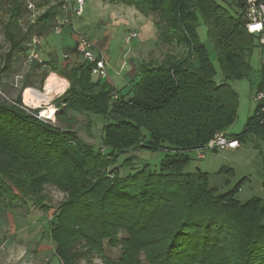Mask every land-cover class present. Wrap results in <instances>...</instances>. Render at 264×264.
Returning a JSON list of instances; mask_svg holds the SVG:
<instances>
[{
  "label": "trees",
  "instance_id": "obj_1",
  "mask_svg": "<svg viewBox=\"0 0 264 264\" xmlns=\"http://www.w3.org/2000/svg\"><path fill=\"white\" fill-rule=\"evenodd\" d=\"M109 1L156 16L157 41L175 51L140 63L138 80L119 95L93 79L91 64L74 48L70 52L77 58H67L61 67L52 65L38 74L42 65L34 64L14 96H8L12 85L1 80L0 200L30 201L48 211L45 186L65 194L48 227L58 264H75L89 253L105 258V241L120 245V257L112 262L116 264H264V199L240 201L238 185L219 190L209 184L206 172L185 169L189 152L235 119L238 98L228 80L248 76L253 49L263 51L241 19L243 0H231L234 12L223 4L226 0ZM21 12L14 2L2 23L8 49L1 71L14 69L26 49L23 34L28 38L32 33L30 26L21 32ZM59 14L57 1L37 20L51 26ZM199 18L213 45L221 82L215 81L216 67L198 38ZM70 52L64 54L69 57ZM53 72L69 83L52 100L55 123L38 118L39 108L22 103L36 79L42 86ZM257 74L259 90L264 88V60ZM75 113L88 123L91 114L105 119L101 148L79 138L72 128ZM251 133L264 141L259 105L240 133L226 136L239 144ZM137 145L164 151L158 169L143 165L120 174L118 153Z\"/></svg>",
  "mask_w": 264,
  "mask_h": 264
},
{
  "label": "rangeland",
  "instance_id": "obj_2",
  "mask_svg": "<svg viewBox=\"0 0 264 264\" xmlns=\"http://www.w3.org/2000/svg\"><path fill=\"white\" fill-rule=\"evenodd\" d=\"M30 1L34 3L35 7L33 10L27 9L25 0H0V81L5 80V82H9L12 85L9 87L10 94L8 95L7 93L8 96H14L21 89L22 77L26 74L29 75L34 64H36L26 62L28 47L26 46L27 33H25L23 34L25 37L23 45L26 49L14 61V69L10 72L1 71L3 56L8 49V42L4 36L2 23L9 17V10L14 2L20 4L22 10L18 16V25L21 32L24 33L30 26L31 32L39 34L44 40L41 45V52L47 63L42 65V69L38 68L36 73L39 74L42 70L51 68L52 65L57 68L63 66L67 61L63 54L71 49L63 46L61 39L64 35L72 32L69 25L66 24L63 27L61 34H55L53 32V24L45 26L37 20L38 16L53 0ZM223 4L233 12L236 9L231 0H226ZM109 8L112 9L114 7L108 4V0H88L83 6L82 16L76 17L74 20L76 27L79 24V18L84 20L81 30L93 42L94 53L99 54L101 52L108 64L111 62L116 67L115 69L118 70L122 59L130 56L128 53L129 47L136 43L137 39L132 38L127 41L129 33L134 31L128 32V28L124 29L121 26L111 29L109 25L110 30H104V26L107 23H112V17H109V12L112 10ZM148 17L151 19L156 18L154 15H149ZM197 33L199 40L204 44L208 52L212 64L216 67L215 79L219 80L221 73L218 69L216 54L211 41L207 37V28L201 18L198 20ZM150 46L144 44L140 48H138L139 46L136 47L132 53L133 59L131 61L126 59V62H122V64H138L160 59L165 52L175 51V49H169L158 41L155 45ZM261 49L262 47L253 49L250 58L251 70L248 76L238 80H228L237 93L238 98L236 117L222 131L228 137L232 134H238L244 129L248 117L253 114L258 106L253 94L259 82L257 70L264 60V48L263 51H260ZM56 75L59 76L57 73ZM31 78L33 79V76H29V79ZM44 83L40 86L37 78L36 84L31 87L34 93L41 98H43ZM121 90L114 88L117 95L120 94ZM55 97L57 95L50 100H43L38 107L31 106V108L46 110L51 105H54L52 100ZM22 103L25 105L23 99ZM75 117L77 121L72 125V128L76 130L79 138L92 144L95 149L101 148V129L105 119L99 115L91 114L88 116L90 118V123H88L82 114L75 113ZM47 121L55 123V116L54 119H47ZM102 151L107 153L110 149L102 148ZM199 152H202L201 158L198 157ZM189 155L191 159L185 169L190 172L196 170L206 172L209 175V184L211 186L224 190L238 185L239 190L236 196L240 201H245L252 196L264 199V141L254 133L249 134L246 141L239 143L238 147L222 150L205 148L202 151H191ZM163 156V150L140 149L137 145V147H130L118 153L116 166L120 174L132 172L143 165H148L151 169H158ZM225 180L227 181L226 184L224 183ZM43 194L46 198V204L50 206L48 211L34 208L30 201H26V205H24L21 200L13 203H6L8 201L0 200V264H58L53 251V243L48 237V227L54 220L58 206L64 199L65 194L50 185L45 186ZM122 236L123 234L120 233V237ZM120 252L119 244L111 246L105 241L104 256L108 261L97 253H89L86 258L79 260L75 264H116L112 262L119 259Z\"/></svg>",
  "mask_w": 264,
  "mask_h": 264
},
{
  "label": "built area",
  "instance_id": "obj_3",
  "mask_svg": "<svg viewBox=\"0 0 264 264\" xmlns=\"http://www.w3.org/2000/svg\"><path fill=\"white\" fill-rule=\"evenodd\" d=\"M60 14L53 20V32L55 34H61L63 27L67 24L71 27L72 32L75 33V53L80 59L91 64V75L94 78L105 79L107 77V65L108 62L104 55L94 53L93 42L83 33L77 30L75 25V18L82 15V9L88 0H58ZM25 6L29 10L34 9V3L30 0H25ZM241 19L243 20L246 31L257 38V44L264 46V0H243L241 9ZM136 36V33H130L127 36V41ZM1 38V37H0ZM43 38L37 33H31L26 42L28 47L26 53L27 63H36L43 65L45 60L42 57L41 44ZM1 45V42H0ZM66 59L68 56L63 55ZM23 92V90H22ZM113 96L116 94L113 92ZM254 100L259 105V110L264 114V88L256 90L254 92ZM26 105V104H25ZM31 108V106L26 105ZM38 118L47 120L42 110H39L37 115ZM238 147V142L230 139L223 132L215 133L204 146L197 148L196 151H202L203 149L222 150L225 148ZM198 157H202V152H199Z\"/></svg>",
  "mask_w": 264,
  "mask_h": 264
},
{
  "label": "crops",
  "instance_id": "obj_4",
  "mask_svg": "<svg viewBox=\"0 0 264 264\" xmlns=\"http://www.w3.org/2000/svg\"><path fill=\"white\" fill-rule=\"evenodd\" d=\"M57 1L58 0H53V2L51 4H54ZM51 4H49V5H51ZM108 4H110V6H112V7H114L112 9L109 8L110 10H112L109 12V17H112L111 18L112 23H107L106 26H104V28H105L104 30H110L109 29L110 26H111L110 27L111 29H116V28L121 26L124 29L128 28V32L134 31L132 33H136V36L134 38L137 39V42L133 43L132 46L129 47L128 53L130 54V56H126V59H130V61H131V59H133L132 53L136 47L139 46L138 48H140L144 44L151 47L150 45L156 44V42H157V28L153 22V19L149 18L146 15L141 14L140 12H138L135 9L133 10V8H134L133 6L124 5L121 3H113V2H110L109 0H108ZM83 23H84V20L79 18V24L77 25V30L81 33H83V31L81 30ZM130 27H131V29L129 30ZM61 39L63 42V46L71 48L69 50V52L71 50H73V48L75 46V40H76L75 33L70 32L69 34L64 35V37ZM68 58L70 60H73L77 57L75 56L74 53L70 52ZM126 59H125V57L122 59V61L120 62L119 66H118V70L115 69L116 67H114V65L111 64V62H109L110 64L107 65V77L105 79H101L100 82H106L111 88L122 89L123 92L130 89L132 87V85L139 78V65H140V63H138V64H122V62H126ZM221 77L224 79L223 75L221 74L220 79L219 80L215 79V81L216 82L223 81V79ZM93 79H96V78L93 77ZM22 80H23V77H22ZM66 82H67V85H66V88H67L69 83L67 80H66ZM30 88H28V89H30ZM65 89L63 91H61L60 93H58L57 96L62 94L65 91ZM25 94H26V92H25ZM24 97H25V95H24ZM253 97H254V94H253ZM32 107H34V106H32ZM53 107H55V106L53 105Z\"/></svg>",
  "mask_w": 264,
  "mask_h": 264
},
{
  "label": "bare ground",
  "instance_id": "obj_5",
  "mask_svg": "<svg viewBox=\"0 0 264 264\" xmlns=\"http://www.w3.org/2000/svg\"><path fill=\"white\" fill-rule=\"evenodd\" d=\"M66 85L67 82L64 78L57 76L55 73H51L44 83V91L42 93L43 98L37 96L33 89L30 88L26 91L24 103L37 107L43 100H50L52 97L63 91L66 88ZM42 114L46 119L52 120L56 114V109L55 107L50 106L46 110L42 109Z\"/></svg>",
  "mask_w": 264,
  "mask_h": 264
}]
</instances>
